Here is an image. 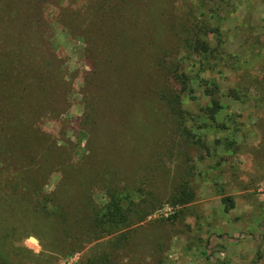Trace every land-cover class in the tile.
<instances>
[{
	"label": "rangeland",
	"instance_id": "obj_1",
	"mask_svg": "<svg viewBox=\"0 0 264 264\" xmlns=\"http://www.w3.org/2000/svg\"><path fill=\"white\" fill-rule=\"evenodd\" d=\"M136 1L141 6L135 2L137 12L126 13L137 20V31H132L139 42L128 44L122 54L137 59L145 73L137 78L138 86L125 87L120 106L126 105L115 113L125 159L121 173L108 174L109 183L98 174L92 180L86 177L92 164L80 168L85 135L78 124L83 112L79 92L82 73L89 69L79 34L92 16L89 0H60L57 8L44 7L34 29L55 75L73 79L69 88L60 90L67 100L61 125L38 121L42 130L61 131V138L73 145L66 161L73 171L65 180L75 186L82 182L86 187L79 193L96 207L109 203L110 186L123 188L111 217L123 218L131 210L135 219L114 233L93 230L89 223L79 235L59 230L53 218L4 192L6 174L1 173L0 264H264V0H241L232 12L203 15L195 8L205 0H159L162 34L142 37L146 8L153 3ZM71 2L79 10L74 26L66 29L61 10ZM197 22L205 28L217 26L220 35L208 33L207 41L224 59L219 55L220 60L205 64L195 52L178 50V66L192 91L188 95L173 80L166 86L178 93L182 128L153 100L164 83L149 72L154 71L152 58L165 56L157 48L170 49ZM231 54L243 65H230L226 58ZM41 79L45 86L48 75ZM210 85L214 90L209 91ZM231 88L247 91V98L234 99ZM59 179L58 171L51 174L43 192H51Z\"/></svg>",
	"mask_w": 264,
	"mask_h": 264
},
{
	"label": "trees",
	"instance_id": "obj_2",
	"mask_svg": "<svg viewBox=\"0 0 264 264\" xmlns=\"http://www.w3.org/2000/svg\"><path fill=\"white\" fill-rule=\"evenodd\" d=\"M205 1L198 2L195 8L200 15L207 11L232 12L229 9H236L241 3V0ZM135 2L139 5L136 0H89L92 16L79 34L86 46L89 69L82 73L79 92L83 112L78 124L85 135L80 168L83 171L85 165L92 164L91 172L86 174L91 180L98 174V179L109 183L106 180L108 174L121 173V163L125 159L120 156L125 153L121 150L122 131L115 122V113L121 109L123 111L126 105L120 106L125 87L127 91L138 86L141 78L136 82L137 78L145 73L137 59L122 54L125 47L128 50L131 46L128 44L135 45L138 41L136 33L132 31H137V20H134L135 16L126 13L128 10L136 11ZM158 2L152 0L153 4L146 8V19L143 21L145 27L140 29L138 36L149 33L153 36L158 32L162 34L159 23L162 19L157 15L160 13ZM59 3L60 0H0V174H6L7 181L4 185L7 189L3 191L10 194V197L20 196V201L29 203L33 212L35 210L40 215L53 218L59 223V230L79 235L83 234L85 223H89L93 230H102L105 234L114 233L135 219L131 210L123 218L111 217L121 202L123 188L110 186L109 203L91 206L85 194L79 193V188L82 190L86 186L82 182L77 186L70 185L65 180V176L73 171L66 163L70 159L72 143L61 138L63 132L47 133L38 123L43 119L59 123L67 104L60 90L69 88L73 82L72 78L66 81L64 76L55 75L45 45L34 35L43 8H57ZM67 5L61 10L65 13L62 24L64 28L71 29L76 20L75 12L79 8H76L74 2ZM108 29H112L110 34ZM115 29L118 31H113ZM129 30L131 33L126 34ZM208 33H213L217 38L220 35L217 26L205 28L197 22L195 28H186L182 37H176V43L170 49L165 46L157 48V53L165 52L164 57L157 55L152 58L154 71L149 73L152 78L160 77L164 83V88L155 92L153 100L172 114L176 125L182 128L185 121L179 96L175 89L166 86L167 81L171 85L169 81L173 80L190 95L192 90L187 88L185 75L176 59L180 47L187 49L188 55L195 52L200 62L205 64L210 59H224L216 48L209 46ZM226 59L231 61L230 65L235 64L238 68L243 65L232 54ZM44 74L48 75L45 86L44 79H41ZM209 87V91L215 88L211 85ZM247 94V91L237 88H231L230 92L238 101H244ZM136 156L130 155V158L136 159ZM56 171L61 179L64 178V183L59 179L51 192L44 193V182Z\"/></svg>",
	"mask_w": 264,
	"mask_h": 264
}]
</instances>
